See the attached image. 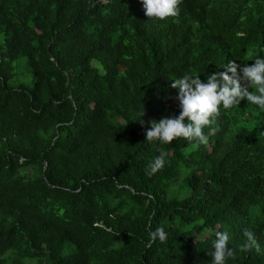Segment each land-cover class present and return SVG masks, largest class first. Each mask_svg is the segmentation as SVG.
<instances>
[{
	"label": "trees",
	"instance_id": "obj_1",
	"mask_svg": "<svg viewBox=\"0 0 264 264\" xmlns=\"http://www.w3.org/2000/svg\"><path fill=\"white\" fill-rule=\"evenodd\" d=\"M178 8L0 0V264H210L216 231L235 246L226 264H264V109L221 107L207 145L146 141L149 121L179 113L174 79L264 54V0ZM245 228L260 254L240 250Z\"/></svg>",
	"mask_w": 264,
	"mask_h": 264
},
{
	"label": "clouds",
	"instance_id": "obj_2",
	"mask_svg": "<svg viewBox=\"0 0 264 264\" xmlns=\"http://www.w3.org/2000/svg\"><path fill=\"white\" fill-rule=\"evenodd\" d=\"M141 3L145 15L150 19L164 20L178 14L180 0H141ZM260 51L264 53V48ZM252 61L251 64H238L235 59L228 60L226 64L220 65L223 71L207 74L205 80L199 75L188 73L174 79L171 87L176 89L179 113L149 121L146 141H156L163 145L183 138L194 147L207 145L209 133L205 132V128L214 123L221 107L229 109L246 99L247 105L264 109V54L256 56ZM166 162L167 153L161 149L145 165V175L153 176L165 167ZM242 235L244 239L239 244L240 250L260 254L261 246L254 233L245 228ZM149 238L150 241H164L166 232L164 228L157 227L149 232ZM229 240L227 231L215 232V239L207 250L210 264H226L234 258L235 246H230Z\"/></svg>",
	"mask_w": 264,
	"mask_h": 264
},
{
	"label": "rangeland",
	"instance_id": "obj_3",
	"mask_svg": "<svg viewBox=\"0 0 264 264\" xmlns=\"http://www.w3.org/2000/svg\"><path fill=\"white\" fill-rule=\"evenodd\" d=\"M16 66V81L18 83H24L28 87H32L33 78L31 70L27 64L26 58H21L14 62ZM24 264H37V262L33 259H28Z\"/></svg>",
	"mask_w": 264,
	"mask_h": 264
}]
</instances>
